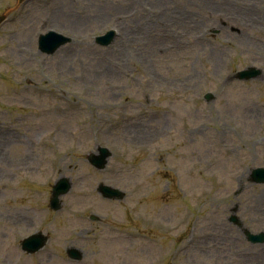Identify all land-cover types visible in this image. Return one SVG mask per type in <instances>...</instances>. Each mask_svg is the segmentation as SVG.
Wrapping results in <instances>:
<instances>
[{
    "label": "rangeland",
    "instance_id": "rangeland-1",
    "mask_svg": "<svg viewBox=\"0 0 264 264\" xmlns=\"http://www.w3.org/2000/svg\"><path fill=\"white\" fill-rule=\"evenodd\" d=\"M48 29L73 40L42 54ZM250 65L263 76L227 81ZM97 145L113 152L104 170L86 160ZM259 166L264 0H29L0 24V264H264V243L227 221L237 203L264 231V184L245 181ZM37 230L49 240L27 255L19 242Z\"/></svg>",
    "mask_w": 264,
    "mask_h": 264
},
{
    "label": "water",
    "instance_id": "water-1",
    "mask_svg": "<svg viewBox=\"0 0 264 264\" xmlns=\"http://www.w3.org/2000/svg\"><path fill=\"white\" fill-rule=\"evenodd\" d=\"M23 1V0H19ZM3 18L0 17V21ZM109 38H105L103 40L99 39L98 42L100 44H108ZM65 41L57 36H54L53 34H49L48 36L42 37L39 41V49L46 53H53L58 46L63 44ZM259 74V71H255L253 68H248L245 71L236 73L232 76V78L237 79H243V80H249L251 78L256 77ZM207 98H210V95L207 96ZM99 154L95 155L93 153L88 155V161L94 165L98 169H104L107 163L106 158L109 156V153L104 151V149H98ZM251 182H257V183H263L264 182V169H257L252 172V175L249 179ZM70 188V183L68 179H62L60 182H58L54 187L52 191V196L50 200V207L54 210H58L61 207V202L59 201V196L66 193ZM98 191L102 194L105 198H114V199H121L124 194L120 192L117 189H114L109 186H105L100 184L98 186ZM231 220L235 221L236 218L234 216L231 217ZM246 235L249 239L252 241H264V234L259 235H251L246 232ZM47 238L44 237L42 234H36L33 235L25 240L22 241L21 247L22 250H24L27 253H33L36 252L39 248H41ZM67 253L70 257L80 259L81 254L78 250L74 248H68Z\"/></svg>",
    "mask_w": 264,
    "mask_h": 264
},
{
    "label": "bare ground",
    "instance_id": "bare-ground-1",
    "mask_svg": "<svg viewBox=\"0 0 264 264\" xmlns=\"http://www.w3.org/2000/svg\"><path fill=\"white\" fill-rule=\"evenodd\" d=\"M143 17V16H142ZM133 35V34H132Z\"/></svg>",
    "mask_w": 264,
    "mask_h": 264
}]
</instances>
